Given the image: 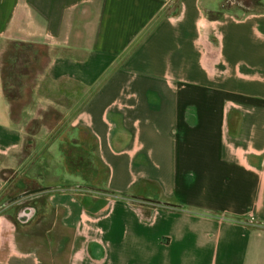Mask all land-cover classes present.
<instances>
[{
  "label": "crops",
  "instance_id": "0c3cea01",
  "mask_svg": "<svg viewBox=\"0 0 264 264\" xmlns=\"http://www.w3.org/2000/svg\"><path fill=\"white\" fill-rule=\"evenodd\" d=\"M225 1L0 0V202L65 120L107 168L0 214V264H264V8ZM16 42L39 60L11 99Z\"/></svg>",
  "mask_w": 264,
  "mask_h": 264
},
{
  "label": "rangeland",
  "instance_id": "374dc122",
  "mask_svg": "<svg viewBox=\"0 0 264 264\" xmlns=\"http://www.w3.org/2000/svg\"><path fill=\"white\" fill-rule=\"evenodd\" d=\"M228 4L229 2H224V5ZM230 6L240 7L236 0ZM263 8L264 0H258L254 9L258 11ZM29 45L16 42L4 54L6 61L4 70L14 76L21 96L23 88L29 82L28 75L32 73L33 66L39 60L35 59L39 58L36 48ZM60 119V115L54 116L52 121L56 123ZM37 127L38 124L34 123L31 130L35 131ZM56 138L58 143L50 148ZM19 156L20 160L28 158L27 163L13 174L4 188L0 202V214L10 216L14 220L29 219L35 212L30 207L36 206L35 199L39 196L45 197L61 189L99 195L104 189L107 168L99 158L94 136L82 125H73L65 120L49 140L45 142L36 138L28 140ZM7 174L5 172L4 176ZM38 188L44 190L15 201L11 200L18 194Z\"/></svg>",
  "mask_w": 264,
  "mask_h": 264
},
{
  "label": "trees",
  "instance_id": "16d2710c",
  "mask_svg": "<svg viewBox=\"0 0 264 264\" xmlns=\"http://www.w3.org/2000/svg\"><path fill=\"white\" fill-rule=\"evenodd\" d=\"M233 1L234 0H226V2H229V4L224 5V7L230 6ZM236 1L240 5V7H243L245 9H254L255 6L258 4V0H236ZM206 14L209 18L214 19V18H218L221 12L220 11L214 12L212 10H208ZM29 46L33 47L31 44ZM35 59L37 61L39 58L35 57ZM3 77H4L6 92L8 96L11 99L20 98L21 97L20 88L16 87L18 84L14 81V76L11 73H8L5 70H3Z\"/></svg>",
  "mask_w": 264,
  "mask_h": 264
},
{
  "label": "water",
  "instance_id": "95a60500",
  "mask_svg": "<svg viewBox=\"0 0 264 264\" xmlns=\"http://www.w3.org/2000/svg\"><path fill=\"white\" fill-rule=\"evenodd\" d=\"M42 190H44V188L31 189V190L25 191V192H23L21 194H18L17 196L13 197L11 200L15 201L17 199L23 198L25 196H28V195H31V194H34V193H37V192L42 191Z\"/></svg>",
  "mask_w": 264,
  "mask_h": 264
}]
</instances>
